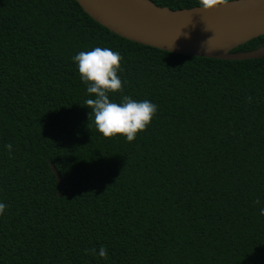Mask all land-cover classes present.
Returning <instances> with one entry per match:
<instances>
[{"label": "trees", "instance_id": "16d2710c", "mask_svg": "<svg viewBox=\"0 0 264 264\" xmlns=\"http://www.w3.org/2000/svg\"><path fill=\"white\" fill-rule=\"evenodd\" d=\"M95 47L124 58L110 100L158 106L132 142L89 119L73 57ZM0 203V264H264V57L174 54L75 0H0Z\"/></svg>", "mask_w": 264, "mask_h": 264}, {"label": "water", "instance_id": "95a60500", "mask_svg": "<svg viewBox=\"0 0 264 264\" xmlns=\"http://www.w3.org/2000/svg\"><path fill=\"white\" fill-rule=\"evenodd\" d=\"M94 21L129 41L166 52L222 60L264 57V46L232 49L264 35V0H229L227 6L172 9L151 0H75ZM50 168L62 189L60 174Z\"/></svg>", "mask_w": 264, "mask_h": 264}, {"label": "clouds", "instance_id": "9594fccd", "mask_svg": "<svg viewBox=\"0 0 264 264\" xmlns=\"http://www.w3.org/2000/svg\"><path fill=\"white\" fill-rule=\"evenodd\" d=\"M199 4L203 10H212L221 5L227 6L229 0H199ZM123 59L120 53L101 47L81 51L73 57L81 80L87 84V93L95 97L87 99L85 105L91 109L89 119L94 117L97 131L106 138L123 135L127 141L132 142L138 133L147 130L158 112V106L149 100L137 101L130 96H123L119 103L110 100V93L124 91L125 82L118 75L122 71ZM5 147L11 153L12 145L6 144ZM255 203L259 205L261 201L257 199ZM7 208V204L0 203V215ZM260 215L264 216V208L260 209ZM90 251L96 254V249ZM99 256L107 259L108 251L105 247L99 249Z\"/></svg>", "mask_w": 264, "mask_h": 264}]
</instances>
